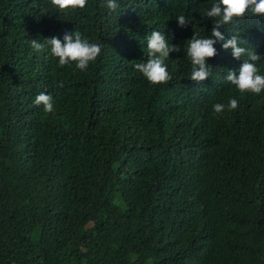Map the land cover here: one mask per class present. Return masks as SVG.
Masks as SVG:
<instances>
[{"label":"trees","instance_id":"trees-1","mask_svg":"<svg viewBox=\"0 0 264 264\" xmlns=\"http://www.w3.org/2000/svg\"><path fill=\"white\" fill-rule=\"evenodd\" d=\"M116 2L0 0V264H264V90L224 79L247 57L220 40L211 76L190 79L186 49L210 37L218 0ZM153 30L180 49L161 84L135 69ZM220 30L264 75V16ZM66 31L101 45L85 70L51 54Z\"/></svg>","mask_w":264,"mask_h":264},{"label":"clouds","instance_id":"clouds-1","mask_svg":"<svg viewBox=\"0 0 264 264\" xmlns=\"http://www.w3.org/2000/svg\"><path fill=\"white\" fill-rule=\"evenodd\" d=\"M87 0H52V4L60 9L67 8H84ZM107 7L115 11L119 8L116 0H107ZM264 16V0H218L207 11L208 18L219 19L214 23L211 35L208 38H197L196 34L191 38V42L186 49L187 55L191 58L192 69L190 79L196 82H202L211 76L207 59L217 54L214 47L217 40L224 41L223 48L232 50V55L239 59H244L239 69V74L235 71H228L224 79L235 85L241 93L250 91L255 94L264 90V75L259 74L257 63L261 56L256 51L249 50L241 45L239 36L233 34L231 38H226L220 30L224 25L234 22L236 18H243L247 12ZM180 26H184L189 20L180 15L177 17ZM47 44L51 48V54L59 58V64L64 66L69 61H75L76 67L85 70L89 63L95 61L101 53V45L98 43H90L78 31L65 32L63 39L59 37H51L46 39ZM32 49L40 52L44 49L45 44L38 39L29 41ZM177 45L172 44L170 47L165 34L158 30H153L151 35L147 37V56L146 62L136 63L135 69L141 72L152 84L166 83L171 79L165 60L169 58V54L173 51H179ZM63 86V82L61 85ZM37 105L43 104L46 112H52L54 109L52 96L41 92L34 100ZM229 110H235L238 107V100L232 98L227 105ZM225 108L224 104L215 103L213 111L221 113Z\"/></svg>","mask_w":264,"mask_h":264}]
</instances>
